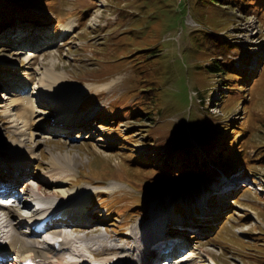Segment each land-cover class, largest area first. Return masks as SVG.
<instances>
[{"label":"rangeland","instance_id":"374dc122","mask_svg":"<svg viewBox=\"0 0 264 264\" xmlns=\"http://www.w3.org/2000/svg\"><path fill=\"white\" fill-rule=\"evenodd\" d=\"M5 1L0 167L22 165L8 178L30 179L25 199L37 203L30 191L38 185L44 205L81 197L91 224L68 232L90 239L92 255L95 243L110 242L141 264L135 245L161 236L162 224L186 233L192 264H264V0ZM70 20L77 26L68 33ZM54 65L63 77L51 84L80 100L67 127L54 122L56 105L40 99ZM178 91L190 101L179 105ZM29 99L41 108L21 118ZM30 149L36 157L27 159Z\"/></svg>","mask_w":264,"mask_h":264},{"label":"bare ground","instance_id":"6f19581e","mask_svg":"<svg viewBox=\"0 0 264 264\" xmlns=\"http://www.w3.org/2000/svg\"><path fill=\"white\" fill-rule=\"evenodd\" d=\"M75 25L77 26L76 21H71L70 20L68 23L64 24L62 29L65 32L72 31V30H74L76 28ZM34 58H36V55H33L31 57V59H29V62L32 61ZM54 66H55L54 68L51 67V66L46 68L45 74L49 78L42 79V81L40 82L41 84H43V86H42V95H40L41 96L40 99L45 101V97H48L52 101V103L54 105H56V107L58 108V110H59L58 111L59 112L58 115H60L62 117L63 121H67L68 120L67 116H68V114L71 113L69 110L75 109V107L78 106L80 100L77 99V98L73 99V100H70V98H68L66 96V92H65L64 88H62V89L61 88L60 89L59 88H55L51 84V83H53V84L57 85L58 80L61 77H63L62 72L57 70V66L56 65H54ZM36 86H38V85H36ZM53 88H55V91H54V94H53V96L51 98V95H50V93L48 91H52ZM58 89L60 90V92H57ZM63 94L65 95V99L62 98ZM67 95H68V93H67ZM26 96H29V94H27ZM15 99H16V97H14V99H12V101H11L12 105L13 104L16 105V104L19 103V98H17L16 100ZM28 103L32 104V106L29 105V104H26L25 107L20 108L19 111H18V114H19V116L21 118H24V115L28 111L29 112L33 111L34 115H36V111L40 110L39 108H41L40 106H38L36 104V100L32 101L31 99H29ZM96 108H97V106L95 108H93V110L96 109ZM41 112H43V110ZM71 121L73 122L72 118H70L68 120V122H71ZM32 124H33V120H29L28 119L26 121L27 129L31 130L30 132H28L29 134H31V137L34 135V132L32 131L33 129H31V128H33V127H31ZM22 128H23V125H22ZM48 131L51 132L50 130H48ZM25 133H27V132H25ZM23 136H24V134H23ZM31 137L29 135H26V138H31ZM19 143L22 144V142H19ZM30 150H31L32 155L28 154L27 157H26L27 159H32V158L36 157V156H33L36 152L33 149H30ZM16 166L18 168H20L22 165L19 164V165H16ZM24 173H28V175L31 176V174H29L28 171H24ZM21 175H17V176L14 177L13 186L10 185V188L13 190V192H11V193L16 194L17 196H19L20 199H24L23 197H25L26 194H23V193L29 191V189H27V185H29L31 183H29L30 179L29 180H27V179L22 180ZM228 178L231 181V176L228 177ZM241 178L242 177L239 178V176L236 175L235 176V180H232V181H233V183H237ZM43 179L46 180L47 182H51V180H50V178L48 176L46 178H43ZM21 182H24V184H25L23 190H19L18 189V185ZM57 183L58 184L59 183L63 184L64 182L57 181ZM229 184H230V182H229ZM223 187H222V184H221L220 185V189H218L217 191H221L223 189ZM36 189H37L36 187H33L31 189L30 193H32L34 200H39V199L43 198L44 195L41 194L42 193L41 186H39V190H38L39 192ZM83 191L87 192L86 190H83ZM225 194L226 193H224L222 195H225ZM6 199H9V198H6ZM8 201H9L8 203L11 204V206L10 205L8 206L7 204H4L5 206L3 207L4 209H6V211H4V213L6 214L7 218L6 217H2V215H0V223H3V224H0V240H1V238H7L8 239L7 240L8 243H7L6 246L1 247L0 252H4V251L14 252L15 254H17L19 256H22V257H26V258L32 257V258H35V259H40L41 261H44V262H50L52 264H88L87 259H82V260L78 259L76 262L74 260L70 261L67 258V254L70 253V255H76L77 256L80 252H84L86 255H88L86 253V251L92 248L91 244L89 242H87L88 240L90 241V239H85L83 241V243H80L79 237H77V236L73 237V236H69V235H65V234L61 233L60 235H64L65 236V242H64L65 246L64 247H67L66 251L62 252V253L56 252L53 248H51L49 246H46V245H44L43 243H41V242H39L37 240H30L29 241L27 238L22 236V234H25V233H23V232L22 233L21 232L17 233V230L21 227L20 224L18 225L16 223V221L12 223V217H13L12 214H13L14 211H16V209L14 208L13 205H18V203L15 200H13L12 198H10ZM0 203H1V201H0ZM68 203H71V201L70 202L69 201L68 202L65 201L63 203V205L64 204H68ZM24 204H25V207H29V206L32 205L31 201H29V200H25ZM79 204L84 209H88V210L82 211L80 214H78L75 210H73L71 208L72 205H70L68 207L64 206L66 210H67V208H69V213L71 215V218L69 217L68 219L64 220V222H63V223H65V225H67L66 228H65L66 229V234L70 233V232H68V230L82 231V230H84L85 226H88L89 224H91V221H89L87 219H89L88 217L90 215H92L93 210L92 211L89 210L90 208L84 202L78 203V205ZM20 205H22V201H21ZM8 207H10V208H8ZM11 207H13V208H11ZM47 208H50V206H48ZM30 209H32V208H30ZM88 211H91L92 213L88 212ZM87 214L89 216H87ZM75 215H78L79 217H76ZM79 218H83L84 220L83 219H79ZM21 221H23V220H21ZM55 222L58 223V221H55ZM14 223H16V224H14ZM12 225H14V227H12ZM10 226H11V229L12 228L13 229L16 228V231L10 233L11 229L10 230L8 229V228H10ZM160 226L162 228L161 230L164 231L165 233H168V234L171 233L167 227L162 226V224ZM55 227H56L55 225L51 226V228H50L51 230L50 231L55 232ZM88 229H90V228H88ZM88 229H86V230H88ZM93 229H95V231H96V230L99 229V227L96 226ZM60 230H62V229H60ZM151 238H152V240H154L153 242H155L158 239L157 233L152 234ZM75 240L78 242L77 244H79V246L74 245L73 242ZM104 241H105V239H104ZM96 242H98V240ZM92 243H94V241ZM174 244L175 243H172V245H174ZM183 244H185V242H180V243H177V246L178 247H182ZM158 247H159V245H156V244L153 245V244L148 242L147 244L140 245V247L138 245H135V251L140 252L141 258L143 259L144 264H152L153 257L158 258L157 262H163V261H161L159 259L158 252L155 250V249H158ZM45 252H46V254H45ZM170 254H171V256L173 255V257H171V258H175L179 253L174 250V251H171L170 253H168V255H170ZM129 257H130L129 253H126V252H124V253H122L120 255H117L115 253H111L110 252V253H108L106 256H104L101 259V263L102 264H127L128 261L130 260ZM194 259H195V256H193V255L191 257L182 256V257L178 258V262H176L177 259H172V260L170 259L169 264H175V263L176 264H192ZM213 259H215V258H213ZM18 260H19V258L16 259V262H13V263H10V264H19L17 262ZM128 264H131V263H128Z\"/></svg>","mask_w":264,"mask_h":264},{"label":"trees","instance_id":"16d2710c","mask_svg":"<svg viewBox=\"0 0 264 264\" xmlns=\"http://www.w3.org/2000/svg\"><path fill=\"white\" fill-rule=\"evenodd\" d=\"M3 2H4V4L7 6V7H10V4L7 2V1H5V0H2ZM212 67L216 70V71H223V68L221 67V66H219V65H217V64H213L212 65ZM169 72H170V70H169ZM169 72H167L168 74H169ZM224 72V71H223ZM175 79V78H174ZM184 89H187V85L184 87ZM178 95L180 96V98L177 100L178 101V103L180 102V103H182V101H185V100H189V98L186 96V93L184 92L183 94H180V92L178 91ZM190 101V100H189ZM180 103H179V105H180ZM180 108L182 109V107L180 106ZM223 158H221V157H217V159H214L215 161H214V169H213V171L216 173V168L217 167H221V162L223 161L222 160ZM207 161V160H206ZM226 167H233V164L231 165V162H233V159L232 158H229V159H226ZM170 163V161H168V164ZM203 164L205 165L206 164V162L204 161L203 162ZM220 165V166H219ZM186 168L185 169H188V168H200L201 166H198V165H196L195 167L193 166H190V165H186L185 166ZM194 171H196V173H193V175L196 177V178H201V177H203V175H202V173H201V171L200 170H194ZM209 171H211V169L209 170ZM183 172H185V170L184 171H182V173ZM164 184L166 183V184H168L169 183V181H167V182H163ZM163 183H157L156 184V188H158V187H160L161 186V184H163ZM171 183V182H170Z\"/></svg>","mask_w":264,"mask_h":264}]
</instances>
